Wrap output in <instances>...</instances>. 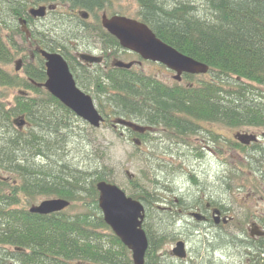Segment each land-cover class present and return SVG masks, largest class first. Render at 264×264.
Returning a JSON list of instances; mask_svg holds the SVG:
<instances>
[{
	"label": "trees",
	"instance_id": "16d2710c",
	"mask_svg": "<svg viewBox=\"0 0 264 264\" xmlns=\"http://www.w3.org/2000/svg\"><path fill=\"white\" fill-rule=\"evenodd\" d=\"M138 1L149 13L145 21L163 43L209 70L206 75H185L181 84L172 87L149 86L139 74L116 70L99 87L101 127L122 118L165 130L168 139L194 135L197 124L208 120H226L231 129L264 128V107L250 97L253 85L264 89V0ZM3 24L0 12V264H132L131 253L105 225L98 208L96 184L110 183L111 176L103 162L105 152L93 149L91 160L98 162L83 168H74L61 157L52 158L73 137L71 120L77 118L34 85L45 79L41 64L24 65L23 75L6 70L17 57L12 51L18 45L12 34L4 35ZM14 90L18 93L10 104L6 96ZM20 117L26 122L21 131L13 125ZM125 131L141 144L148 142L149 134ZM233 145L244 150L238 143ZM135 148L140 151V146ZM38 159L45 165H37ZM248 167L258 169L251 163ZM131 184L137 186L136 181ZM228 188L232 189L230 183ZM20 193L62 199L70 206L46 216L31 214L12 208ZM131 198L145 209L142 228L148 248L144 264H159L158 252L175 239L163 229L154 235L148 220L152 213L161 215V226H167L175 221L172 208L178 205L170 201L169 213L168 208L159 207L160 199L143 188Z\"/></svg>",
	"mask_w": 264,
	"mask_h": 264
},
{
	"label": "rangeland",
	"instance_id": "374dc122",
	"mask_svg": "<svg viewBox=\"0 0 264 264\" xmlns=\"http://www.w3.org/2000/svg\"><path fill=\"white\" fill-rule=\"evenodd\" d=\"M180 1L197 4V0ZM170 3H174V0H171ZM132 6L135 7V12L137 6L134 2ZM3 33L6 36L7 32ZM19 60L20 57L17 56L6 67V70L14 74L15 61ZM148 68H144V70L148 71ZM20 75L23 74L20 72ZM207 78L205 76L203 79ZM169 82L171 81L169 80ZM226 84H228L226 86L227 91L230 82L228 81ZM252 87L250 89L253 90L254 95H250L251 99H257V103H261L264 107V89L254 85ZM91 91H86V94L93 100V104L99 112L98 101ZM17 93V90L9 91L6 102L11 104L13 96ZM103 105L104 108H108L104 102ZM76 120L78 118L71 120V125L74 128L73 137L68 141L62 152H57L59 155L52 157L54 160H59V157H61L64 163L70 164L74 168L93 166L98 162V159L91 160V155H94L93 149L98 148L101 152H105L103 162L108 171H111V184L117 186L130 198L140 188H143L160 199L162 203L159 204L160 208H168L169 213L173 209V213H176L175 217L172 216L175 221L171 224L167 222L168 225L165 223L167 226L163 224V227L161 226V215L152 213L153 219L151 217L148 220L150 230L154 232V235L160 232L159 229H163L164 234L175 239L174 242L165 244L163 249L158 252V255L162 258H160L159 264H176L174 260L168 257L167 251H170L177 241L188 244L186 248L187 258L184 264H235L234 262L240 260L238 247H233V245L241 243V234L245 238L247 237L250 220L255 217L264 220V181L262 178L260 179V176L264 175V167L259 165L256 170L249 169L248 166L251 160L248 158V154L250 155L253 150L250 148L245 150L244 147V150L239 147L235 148L233 144L237 143L234 140V134L237 132L249 135L254 133L259 135L262 141L264 128H229L228 131H224L229 134L231 149H229L228 154L222 156L224 166L221 167L219 160H217L221 158V151L216 154V160L211 153H207L201 160H198L195 151L185 148L183 142L194 145L193 140L195 139H193V136L183 138V140L168 139L164 134L159 133L161 135L159 138L164 141L159 142L155 134L149 144H141L140 151H137L132 143V137L125 131L126 129L117 127L112 130L111 121L94 131L85 122L81 120L77 122ZM254 163V161L251 162L252 165ZM36 164L42 167L45 162L38 159ZM131 180L136 181L138 187L132 186ZM10 183L12 182L10 181ZM229 183L232 189L228 188ZM16 184L13 183L12 185ZM18 184L21 185L20 182ZM49 199L43 195L26 196L20 193L17 196L18 204L12 206V208L28 211L30 208ZM170 201L178 206L172 208L169 206ZM199 202L203 204L212 202L216 207H223L226 210L224 216L231 220L225 226H220V228L207 225L197 226L192 221L186 222L188 211H185L184 207ZM179 211H182L180 214H183V219H181L182 214L177 215ZM66 213L69 212L66 211ZM206 243L209 244L206 245ZM206 246L209 248L222 246L224 258L222 260L218 259L222 262L212 261L211 258H208ZM194 247L199 248L197 255L194 252Z\"/></svg>",
	"mask_w": 264,
	"mask_h": 264
},
{
	"label": "flooded vegetation",
	"instance_id": "af4514ba",
	"mask_svg": "<svg viewBox=\"0 0 264 264\" xmlns=\"http://www.w3.org/2000/svg\"><path fill=\"white\" fill-rule=\"evenodd\" d=\"M1 14L3 19L2 31L12 34L14 41L17 43V48L12 52L20 57L22 71L24 65L41 64L44 69L45 79L41 83L34 84L36 87L44 90L42 85L46 81V60L43 53L47 55H57L67 65L68 71L71 74L75 86L84 94L86 91L92 90L95 99L100 100L103 95L99 91L100 84L103 82L106 85V77L116 70L132 71L139 74L145 79L147 85H159L172 87L174 84H181L184 76L181 75V80L174 79L175 72L166 68L158 62L144 60L139 54L124 49L116 37L108 32L104 24L116 18H124L126 20L135 21L145 25L151 32L152 29L148 26L145 20L148 19L149 13L146 8L138 0H0ZM133 2L135 3L136 11L134 12ZM12 7L14 10L8 9ZM44 9L41 14H32L31 11ZM7 29V31H5ZM154 34V33H153ZM155 35V34H154ZM155 37L160 40L156 35ZM161 41V40H160ZM162 42V41H161ZM16 62V61H15ZM117 62L122 64H132L130 69L118 68ZM149 67L146 71L144 68ZM15 70V68H14ZM208 73V72H207ZM206 75V74H205ZM200 76V75H195ZM169 80L171 82H169ZM168 82V83H167ZM228 82V81H227ZM228 84L225 83V90ZM87 95V94H86ZM200 121L197 132L194 133L193 144L183 142V145L188 150L195 151L196 158L201 160L204 155L211 153L216 160V154L221 151V158H218L219 165L224 166L222 156L228 154L230 148L229 134L227 121L222 123ZM147 131L144 134H149V144L152 136L157 135L159 142H164L159 138L164 134L158 128L145 126ZM113 129H116L112 127ZM221 132L219 131V129ZM142 134V135H144ZM165 135V134H164ZM134 137V138H133ZM185 137V138H189ZM241 137V141L238 140ZM183 140V138H177ZM174 139V140H175ZM234 140L245 149L250 148L253 152L248 158L254 161L253 166L264 167V133H262V141L259 135L251 133H235ZM138 141V144L136 143ZM179 141V140H178ZM192 141V142H193ZM180 142V141H179ZM262 142V143H261ZM132 143L135 146H140L139 139L132 136ZM178 144V142H176ZM253 147V148H252ZM264 177L260 176V179ZM263 179V178H262ZM186 213V222H194L197 226H209L220 228L225 226L223 220L226 218L222 208L216 207L212 202L203 204L202 202L190 205ZM218 211V221L216 222L214 212ZM179 213L177 215H181ZM196 212L203 216V220L197 222L189 216L190 213ZM264 216V215H263ZM183 219V214L181 215ZM231 220V219H230ZM228 224V223H227ZM247 237L241 234V243L233 245L238 247L239 261L235 264H264V235L253 237L250 231L253 226L258 227L264 233V220L262 218H254L249 222ZM245 233V232H244ZM176 243H174L172 249ZM184 244L185 258L179 259L171 254L172 249L167 251L168 257L174 260L176 264H184L187 258L186 248ZM209 243H206L208 245ZM220 244V243H219ZM195 248L197 255L199 248ZM214 248V249H213ZM209 248L206 246L208 258L212 261L222 260L224 252L222 246ZM216 248V249H215ZM211 250V255H210ZM219 259V260H218ZM209 264V263H208Z\"/></svg>",
	"mask_w": 264,
	"mask_h": 264
},
{
	"label": "water",
	"instance_id": "95a60500",
	"mask_svg": "<svg viewBox=\"0 0 264 264\" xmlns=\"http://www.w3.org/2000/svg\"><path fill=\"white\" fill-rule=\"evenodd\" d=\"M44 9L33 10L32 14H41ZM110 34L118 39L120 45L127 50L139 54L144 60L158 62L166 68L175 72L174 79L181 80L182 74L205 75L209 68L185 56L169 45L158 40L155 35L145 25L124 18H116L104 24ZM46 60V81L42 85L44 90L60 104L71 111L76 118L88 124L93 129H99L104 119L96 110L93 100L81 92L73 81L68 71L67 65L61 57L57 55H47L43 53ZM118 68L130 69L132 64H122L117 62ZM21 68V61L15 62V71ZM13 125L21 131L26 122L23 117L13 121ZM112 126L129 129L136 134H144L147 128L135 122L116 118L112 121ZM241 141V137H238ZM138 144V141H136ZM129 176V175H128ZM131 178V176H129ZM98 192V208L101 212L103 222L119 239L121 244L131 253L132 264H144L145 254L148 248L146 234L142 228L145 209L137 200L127 197L117 186L104 181L96 184ZM70 203L62 199H49L41 202L28 210L31 214L46 216L60 213L69 207ZM218 211L214 212L216 222L218 221ZM191 218L200 222L203 216L192 212ZM230 219L225 218L226 224ZM251 236L260 237L264 233L253 226L250 231ZM171 254L179 259L185 258L184 244L176 242Z\"/></svg>",
	"mask_w": 264,
	"mask_h": 264
}]
</instances>
